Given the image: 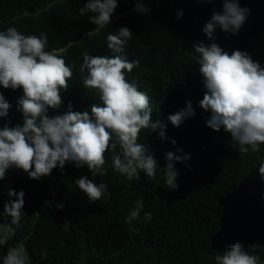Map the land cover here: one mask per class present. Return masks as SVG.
I'll return each mask as SVG.
<instances>
[{
    "label": "trees",
    "instance_id": "1",
    "mask_svg": "<svg viewBox=\"0 0 264 264\" xmlns=\"http://www.w3.org/2000/svg\"><path fill=\"white\" fill-rule=\"evenodd\" d=\"M85 2L0 0V29L15 25L27 34L46 32L49 49L71 44L64 55L67 63L75 65L73 77L61 93V108L50 109L49 115L63 113L69 102L79 111L101 103L99 93L82 83L87 73L79 71L81 53L111 55L108 32L127 26L134 35L125 51L130 60L140 61L127 78L147 92L153 121L163 120L167 136L175 138L177 145L162 141L150 128L142 129L139 142L149 145V154L157 159V175L148 178L141 172L139 179L130 182L111 167L106 175L92 177L86 166L77 168L74 163L63 172L55 168L40 180L22 169L10 170L0 181V222L10 220L2 209L9 187L26 192L25 222L8 245L0 247V256L8 247L23 243L32 264H215L217 251L239 240L264 260V179L258 172L264 145L259 152L240 153L232 147L235 141L230 133L206 125L210 112L199 105L205 89L194 44L211 42L201 29L214 11L222 10L223 0H145L152 11L143 15L133 10L135 0H119L112 23L92 35L88 32L97 28L88 19L92 13L82 16L79 11ZM239 3L251 10L246 22L237 34L217 28L215 42L229 53L246 50L264 65V0ZM178 9L184 13L179 19ZM0 91L12 105L7 122L22 123L23 115L17 110L22 90L0 87ZM189 100L195 115L174 126L167 117ZM4 122L0 120V125ZM177 146L191 156L187 162H177L179 187L172 190L165 183L164 155ZM105 156L110 165L112 153ZM83 175L107 183L110 199L89 202L74 184ZM141 197V218L129 225L125 218ZM59 202L64 203L63 209L56 207ZM144 212L152 213L150 222H144ZM41 250L47 251L44 259Z\"/></svg>",
    "mask_w": 264,
    "mask_h": 264
},
{
    "label": "clouds",
    "instance_id": "2",
    "mask_svg": "<svg viewBox=\"0 0 264 264\" xmlns=\"http://www.w3.org/2000/svg\"><path fill=\"white\" fill-rule=\"evenodd\" d=\"M118 4L119 0H86L80 14L92 13L88 19L97 25L95 32L88 35L98 34L112 23ZM133 10L143 15L151 13L152 8L145 0H135ZM250 11L239 0H223L222 10L214 11L201 29L211 42L194 44L205 89L199 105L210 112L205 123L214 130L223 128L230 133L235 141L232 147L243 154L259 152L264 145V65L246 50L234 49L229 53L215 42V33L219 28L237 34ZM183 14L178 9L176 18ZM133 35L132 29L120 26L106 36L111 55L81 53L79 71L87 73L82 83L99 93L101 103H92L87 110L79 111L73 110L69 102L66 111L50 116V109L58 110L64 103L61 93L67 91L73 77L75 65L67 63L64 55L71 44L49 49L46 32L27 34L15 25L0 29V87L22 90L17 110L23 115L22 123L13 126L7 122L12 105L0 91V120L5 121L0 125V181L12 169H22L30 178L40 180L50 176L55 168L63 172L72 163L77 168L86 166L92 177L106 175L111 167L129 182L139 179L141 172L155 178L159 163L149 154V145L139 142L141 130L150 128L173 146L177 141L167 136L163 120L153 121L147 92L127 78L140 64L138 59L130 60L125 51ZM194 115L189 100L167 119L179 127ZM108 152L112 153L110 165L105 156ZM190 156L178 146L175 151H166L164 171L169 189L179 187L177 162H187ZM258 172L264 179V161ZM74 184L91 203L107 202L111 197L107 183H97L87 175L75 179ZM6 194L8 200L2 209L10 220L0 222V247L8 245L25 222L26 192L9 187ZM56 207L63 209L65 205L59 202ZM143 209L141 197L129 210L125 222L131 225L139 220ZM143 220L150 222L152 213L144 212ZM39 255L44 259L47 251L41 250ZM213 259L215 264H264L258 253L249 252L239 240L226 244ZM0 264H32V258L26 245L20 243L7 248L0 256Z\"/></svg>",
    "mask_w": 264,
    "mask_h": 264
}]
</instances>
